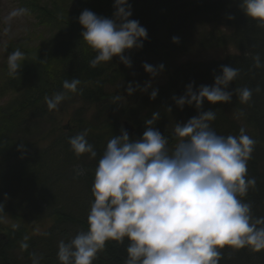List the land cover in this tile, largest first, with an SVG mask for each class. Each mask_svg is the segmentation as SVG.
Instances as JSON below:
<instances>
[{"label": "trees", "instance_id": "obj_1", "mask_svg": "<svg viewBox=\"0 0 264 264\" xmlns=\"http://www.w3.org/2000/svg\"><path fill=\"white\" fill-rule=\"evenodd\" d=\"M129 2L133 10L131 19L139 20L147 29L148 39L144 41L142 48L125 52L132 61L131 67L126 66L117 56L113 61L92 68L90 61L96 53L82 39L83 26L77 18L86 8L111 18L114 0H81L79 6L68 12L63 9L60 13L46 8L41 0H23V6L33 13L37 12L43 20L63 25L66 35L48 45L50 49L51 46L55 47L52 57L58 61L51 71L52 79L37 93V98L33 97L27 104L22 102L20 107L15 109L17 114L22 111L27 117L21 118L13 113L3 116L7 118L0 130V158L3 159L0 164V222H3L2 217H9L14 221L3 229L7 230L8 236L5 238L4 234L0 235V264H33L34 258L38 260V264H60L57 258L58 245L53 249L50 242L53 238L58 239V236L69 237L63 238V241L68 242L72 239L68 234L71 227L77 228L78 233L87 231V217L94 199L91 188L95 168L109 138L120 134L119 116L127 109H148L145 115L136 117V131L130 135L133 139L138 134L143 135L146 119L158 112L160 117L153 127L168 138L169 148L176 143L173 135L176 123L186 122L201 111H215L216 119L211 122V126L217 134L235 136L239 135L240 129L243 128L255 141L251 158L247 162V178H254L256 183L241 199L252 205L254 218L264 217V27H260L256 20L245 14L239 6L241 0ZM205 21L211 24L224 21L231 27L232 31L227 36L221 35L216 45L233 44L240 54L221 61L190 60L179 64L177 55L190 49L189 40L192 41L193 37L202 31L206 33L204 38L208 36L209 40L215 34L213 29L208 28L211 24H204ZM200 25L207 28L204 30ZM174 36L179 37L178 43L173 42ZM206 41H201V46L204 47ZM209 47H214V44H209ZM12 49L24 52L23 47ZM256 57H259L260 67L256 66ZM145 62L157 67L163 64L164 70L159 74L166 73V80L151 86L135 106L122 107L121 92L130 82H152L158 79L159 74L153 77L145 71ZM222 65L239 69L238 76L227 89L233 92L230 102L212 104L205 99L199 110L194 105L187 104L181 109L175 103L173 97L183 96L186 85L193 81L194 88L213 85L215 75L222 74ZM17 75L25 77L31 74L26 71ZM73 78L79 79L81 83L75 93L66 92L65 100L75 97L93 106L95 114L92 122L85 124L79 121V125L77 124L70 134L52 131L51 134L56 138L50 146L35 148L30 143L32 136L44 134L43 131L37 132V127L49 113L45 96L51 97L56 92L66 91L63 89V82ZM244 87L252 90V98L242 104L235 94V89ZM28 88H31L30 85ZM153 90H158V95L155 99H150ZM116 96H119V100L114 102ZM84 130H87V139L97 151V157L94 159L90 158L89 154L77 157L68 142L70 137ZM20 145H24L23 150H20ZM83 158L88 160L84 164L88 171L79 180L80 188H76L79 194L65 198V191L69 187H61L62 182L71 181V166ZM50 214L52 225L37 240L26 238V227L15 224V221L21 220L43 221ZM14 239L17 243H14ZM128 243L127 239L122 243L106 242L93 264H125ZM221 251L220 264H264V250L257 252L250 248L235 250L225 247Z\"/></svg>", "mask_w": 264, "mask_h": 264}, {"label": "clouds", "instance_id": "obj_2", "mask_svg": "<svg viewBox=\"0 0 264 264\" xmlns=\"http://www.w3.org/2000/svg\"><path fill=\"white\" fill-rule=\"evenodd\" d=\"M245 14L264 27V0H241ZM111 18L84 9L78 16L83 26L82 39L95 51L90 66L119 57L126 66L132 61L127 50L143 47L148 31L139 20L131 19L129 0H114ZM174 43L179 37L172 38ZM26 57L19 50L7 57L9 75L20 72ZM256 66L260 67L259 57ZM143 67L153 77L164 70L145 62ZM222 74L215 75L213 85L195 82L186 85L183 96L173 97L183 109L185 104L202 108L205 99L212 104L230 102L233 92L228 87L239 74V69L221 66ZM80 80L63 82L64 92L45 96L49 111L55 110L75 93ZM151 82L127 91H147ZM239 101L247 103L252 90L236 88ZM153 90L150 99H155ZM119 96L114 97V102ZM160 117L158 112L145 121V131L138 139L121 129L106 144L95 168L92 184L94 197L87 217L88 229L68 242L58 244L60 264H93L98 252L108 241L128 240L125 264H220L222 249L264 250V217L254 218L252 205L241 198L254 178H247V162L255 141L243 128L239 135H220L212 128L215 111H201L186 122H177L173 129L176 143L169 148V140L153 127ZM87 130L69 138L71 150L77 157L97 151L87 139ZM20 150L24 146L20 145ZM27 247V245H23ZM35 256V254H33ZM33 264L38 260L33 259Z\"/></svg>", "mask_w": 264, "mask_h": 264}, {"label": "rangeland", "instance_id": "obj_3", "mask_svg": "<svg viewBox=\"0 0 264 264\" xmlns=\"http://www.w3.org/2000/svg\"><path fill=\"white\" fill-rule=\"evenodd\" d=\"M41 2L52 12L55 13L57 10L60 13L63 9H65V12H68L75 6H79L81 0H41ZM22 3L23 0H0V130H2L1 128L4 124V120L7 118L3 116L7 114L13 113L15 116L21 118L27 117L22 111H19L20 113L17 114L18 111L15 109L20 107L22 102L27 104L33 100V97L37 98V93L47 85L46 83L48 80L52 79L50 74H52L51 71L56 67L58 61L52 57L56 50L55 47L51 46L50 49L48 45H51L52 42L66 35V29L63 25L54 21L49 22L43 20L37 12L33 13L30 9H26ZM208 23L211 24L208 21L204 22V24ZM200 27L203 28L201 25ZM205 27L207 28V26ZM205 27L203 28L204 30ZM208 28L215 31L211 39H207L208 36L204 38L206 33L202 31L198 36L196 35L193 37L192 41L189 40L188 44L190 49L185 53L177 55V62L179 64L190 60L203 62L221 61L226 57L240 54L233 44L216 45L217 39L220 38L221 35L227 36V34L232 31V28L227 26L224 21L218 24L216 22L212 23ZM203 40H207L204 47L201 46V41ZM194 41L195 44L193 45ZM56 43L57 42H55V45ZM209 44H214V47H209ZM13 47H23L24 52L19 50L26 57L23 67L18 74L28 71L31 74L30 76L18 77L17 74L9 75L7 57L11 52L17 50L12 49ZM166 75V73L159 74L157 80L150 81L151 86L159 82H164L166 80ZM137 81L149 82L148 80H134L132 83ZM57 82L59 81L57 80ZM29 85L31 88H28ZM122 104V107L128 105L125 98H123ZM27 106L29 107L30 105ZM146 112H148V109L135 111L133 109H127L126 112L123 114L121 113L119 116L120 133L122 128L126 129V124L136 127L134 123L136 117L145 115ZM94 114L95 109L90 104L79 101L75 97L68 98V100L62 101L57 109L49 111V113L43 117V122L41 125H38L37 132L43 131L44 134L38 133L33 135L32 142L30 143H32L35 148L39 149L50 146L51 142L56 138V136L51 134L52 131H56L60 134H70L71 130H73L78 123L83 122L88 124L92 122ZM141 136L138 134L134 139H138ZM111 138H109V140ZM2 162L3 159L0 158V164ZM85 162H88V160L83 158L79 163H76L74 166L72 165L70 170V172H72L71 181L67 180L68 182H62L61 187L65 189L69 187V189L65 191V198L79 194L77 190L80 188L79 180L81 177H84L86 171H88L86 166H84ZM1 219L3 222H0V235L4 234L6 238L8 236L6 233L7 230L3 229L14 220L9 217H2ZM15 224L24 225L26 227L25 237L35 238L36 240L52 225L48 220L38 221L37 219H32V221H15ZM77 233V231H68L70 238H73ZM58 237V239L53 238L50 242L53 249L57 247L63 238H69L66 236ZM16 241L17 240L14 239V243H17Z\"/></svg>", "mask_w": 264, "mask_h": 264}, {"label": "water", "instance_id": "obj_4", "mask_svg": "<svg viewBox=\"0 0 264 264\" xmlns=\"http://www.w3.org/2000/svg\"><path fill=\"white\" fill-rule=\"evenodd\" d=\"M137 84L140 85L141 89H143L146 86L145 81H137V82L132 83V87L135 88ZM128 86L123 89L122 95L127 99V102L129 103V105L137 104L139 102V100L141 99V97L143 96V94L146 93L148 91V89L150 88V87H148L147 91L136 90L133 94L130 95L127 91ZM128 127H130V125L126 124V128H128ZM127 131L129 134L133 133L132 129H128Z\"/></svg>", "mask_w": 264, "mask_h": 264}, {"label": "bare ground", "instance_id": "obj_5", "mask_svg": "<svg viewBox=\"0 0 264 264\" xmlns=\"http://www.w3.org/2000/svg\"><path fill=\"white\" fill-rule=\"evenodd\" d=\"M134 83V82H133ZM122 97L123 98H125L123 95H122ZM126 99V98H125ZM127 100V99H126ZM128 103V102H127ZM128 105H129V103H128ZM136 105V104H135ZM135 105H129V106H135ZM128 129H132L133 130V133H135V131H136V127L135 126H130V127H128V128H126V130H128ZM132 133V134H133ZM132 134H129V135H132ZM48 217L46 218V219H44V220H48L49 222H53V219L51 218V214L50 215H47ZM72 231H79L77 228H75V227H71L70 228Z\"/></svg>", "mask_w": 264, "mask_h": 264}]
</instances>
